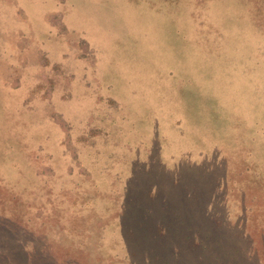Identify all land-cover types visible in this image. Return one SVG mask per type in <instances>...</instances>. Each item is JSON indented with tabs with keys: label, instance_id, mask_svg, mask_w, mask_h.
<instances>
[{
	"label": "rangeland",
	"instance_id": "rangeland-1",
	"mask_svg": "<svg viewBox=\"0 0 264 264\" xmlns=\"http://www.w3.org/2000/svg\"><path fill=\"white\" fill-rule=\"evenodd\" d=\"M0 264H264V0H0Z\"/></svg>",
	"mask_w": 264,
	"mask_h": 264
}]
</instances>
